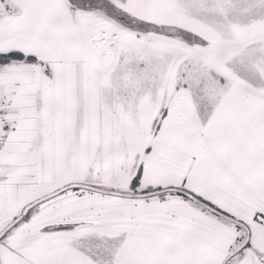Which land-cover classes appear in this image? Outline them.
I'll return each mask as SVG.
<instances>
[{
  "label": "snow or ice",
  "instance_id": "snow-or-ice-1",
  "mask_svg": "<svg viewBox=\"0 0 264 264\" xmlns=\"http://www.w3.org/2000/svg\"><path fill=\"white\" fill-rule=\"evenodd\" d=\"M0 264H264V0H0Z\"/></svg>",
  "mask_w": 264,
  "mask_h": 264
}]
</instances>
